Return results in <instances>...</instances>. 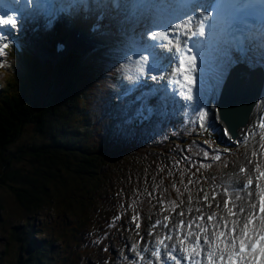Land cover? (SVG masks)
I'll return each mask as SVG.
<instances>
[{
    "label": "trees",
    "instance_id": "16d2710c",
    "mask_svg": "<svg viewBox=\"0 0 264 264\" xmlns=\"http://www.w3.org/2000/svg\"><path fill=\"white\" fill-rule=\"evenodd\" d=\"M127 46L123 40L96 43L58 61H39L19 42L5 50L0 185L23 219L0 236V264L103 263L113 256L106 242L126 216L148 223L216 200L233 188L224 181L232 182L237 166L245 169L248 159L264 153L257 152L264 125L233 145L201 129L196 118L183 124L180 113L118 122L111 96L120 94L111 87L123 75L118 57ZM26 129L35 136L17 143ZM117 199L128 207L119 208ZM1 208L0 199V220Z\"/></svg>",
    "mask_w": 264,
    "mask_h": 264
},
{
    "label": "rangeland",
    "instance_id": "374dc122",
    "mask_svg": "<svg viewBox=\"0 0 264 264\" xmlns=\"http://www.w3.org/2000/svg\"><path fill=\"white\" fill-rule=\"evenodd\" d=\"M143 18L146 19L145 23L147 21H149L148 13H146ZM139 21L137 23H139ZM136 24H133V31L137 29ZM152 27H154V26H152ZM127 28H130V27H127ZM183 28H185V27L181 26V28H179V29H183ZM125 29L126 28H124L123 31H121V29L118 31H113L112 33L109 34L108 37H105L104 39L96 38L95 40H89L88 42H85L84 44L81 43L80 45L77 43H72L69 46H67L65 48L66 50H64L59 55H55V51L57 49V43H56L55 50L53 47H51L50 53L39 52V54L41 56L38 55L39 57L37 56V59L39 61H40V59L44 60V61H48V60L58 61L62 56L72 52L73 50H77L78 52H81V53L85 52L91 46L98 43V41H106V40L110 41L112 39L119 38L120 33L124 32ZM32 32H31V35L33 36ZM70 33H72V31ZM54 35L55 34H53V35L51 34V36H49L50 37L49 42H46L45 44L52 45V42L54 41L53 40ZM32 36L27 34L25 30H18V28H16L10 37L11 38L16 37V38H20L21 40H25V41L29 42L30 46L35 49V46H33V44H31V41H30V37H32ZM74 36H75V34L72 36H67V39L70 40V39L74 38ZM135 37L136 36H134V38ZM134 40L135 39H133V40L130 39V41H132L135 44ZM45 44H42V45H44L47 48V46ZM135 53L139 55L138 59L141 62H143V59L148 60L146 53L142 52L140 49L139 50L136 49ZM127 62H131L133 65H138L137 60L133 59V58L128 59ZM123 66L126 67L127 66L126 63ZM141 67H144V64ZM138 69H141V68H138ZM139 77H141V76H139ZM202 91H203V89H200V88L195 89L194 94H193V95H199L200 96L198 101L201 102V104H202V102L205 101V98H206V96L202 97V95H203ZM189 100L193 103L194 97H191V98L189 97ZM212 100H213V98H211V101ZM118 104H119L118 102H115V104H114L115 108L117 110L119 109ZM209 105H210V103H209ZM109 107H111V106H109ZM111 110H113V109H111ZM255 122H257V120ZM257 124L261 125L258 122H257ZM257 124L255 123L254 126L257 127ZM33 136H35V134H33L29 129H26L25 131H23L22 135L18 138L17 143L23 142L26 139H31V138H33ZM263 145H264V142H263ZM263 148H260V150H257V152H262ZM20 162L23 163L22 160ZM255 165H259L258 170H260L261 172L264 170V153L260 154V155L257 154L255 158L252 157L251 159H248L246 168L243 169L244 172H241L238 170V168L240 169V166L236 167V169H235L236 176L233 178L232 182L227 183L224 181L225 185L228 184L230 186H233V188L228 190L227 192H225L223 196H218V197L215 196V199L216 198L217 199L212 200V201H210V199H208L206 201L204 200L205 202L202 200V203H200V205H199V202L201 200H199L196 203L195 202L191 203L190 205L186 206L185 209H180V210L176 209L172 212L171 218H170L171 220L169 221V223H164L166 226L169 225L171 228H173L179 219H181L182 222L188 221V220L192 221V223H190V224L182 223L186 226V229L190 231L189 235H186V237L184 236V238L187 239L186 245H185L186 248H187L188 243H190L192 241L191 236L193 234H199L200 229L197 225H204L205 224V227L207 229V233L202 232L203 243H202L201 248H200V250H202L205 253H206L205 247L208 246V244H210V243H205V235L206 234L210 235L212 232L216 233V236L213 237L212 241H211V242H213L212 247H209L207 249L208 252L212 253L210 256H214L215 258L213 259L208 254H205V255L203 254L201 261L202 260L206 261V263L211 261L212 264H233V259L231 258L229 260L227 258V255H228V253H230V255L232 256L233 251L235 250L236 246L239 244V240H237L234 245L229 244V239L234 235V233L231 231V229L236 228L237 232H239L242 229V224H240V225L236 224L237 220H239L242 216V214L237 212L238 207H240V206L246 207L248 204H254L255 208L252 209V212L254 213V215H249V218L252 219V221H253V223L249 225V231L253 235H257L264 228V217H262L261 213L259 212V202H260V197H262L261 190L264 187H262V188L256 187L257 184L264 185L263 184L264 177H260V178L258 177L256 170L254 169ZM246 170H247V172H246ZM249 178H252V180H253V184L251 185V189L256 193L255 198L251 201L247 200L246 197L248 195V192L245 190ZM124 196H127V194H125ZM0 199L2 200V208H1L2 217L0 220V236H3L6 232L7 226L10 223H12L14 221H21L23 219V212L20 209H18L17 204H16L15 200L13 199L11 192L8 190V188L6 186L0 185ZM121 201H122V199L116 200V202L120 205L119 208L125 209V207H128V206H125V207L122 206ZM197 209L202 210L204 213L203 218H201L198 221L195 219L197 216L200 215V212L197 211ZM45 212H47V211H45ZM213 212H215L216 215L213 217L212 220H207L206 214H211ZM159 216L160 215H158V216L155 215V217H159ZM217 220H219V226H217V224H216ZM126 222L128 223V226L126 227V231L124 232V234L120 233L118 236L120 239V243L112 246L113 249L115 250V255H114L115 259H118V255L122 252L121 250L123 248H125L126 244L128 247V244L131 241L134 242V236L131 235V231L133 230L132 222L128 216H126L125 223ZM180 227H182V225H180ZM253 230H255V231H253ZM144 231H147V228H144ZM224 232H227L226 237H222L220 235V233H224ZM156 236H158V232H156L155 229L151 228V239H153ZM116 237H117V232L115 231L113 239L110 240L109 242L108 241L106 242L107 244H109V248L111 247V242ZM151 244H152V242H151ZM193 254H195V251L193 252ZM114 257L112 256V259L104 261L103 263H102V261H100V262H97L96 264H109L110 262L113 261ZM221 257H223V258L221 259ZM236 261L239 264H264V253H260L258 255H255V258L253 257V255H246L244 259L241 260L240 258H237Z\"/></svg>",
    "mask_w": 264,
    "mask_h": 264
},
{
    "label": "snow or ice",
    "instance_id": "6c2138e0",
    "mask_svg": "<svg viewBox=\"0 0 264 264\" xmlns=\"http://www.w3.org/2000/svg\"><path fill=\"white\" fill-rule=\"evenodd\" d=\"M31 2L34 4H37L38 0H31ZM223 5H224V0H220V4L217 6V8L215 9V11L213 13H208L207 15L202 17L203 22L196 24L195 19H193V21L185 23V25H184L185 29H187L189 23H191L192 24V36L193 37H195V36L204 37L205 36V26H207V30L210 34V30L214 29L220 20ZM17 19L18 18L16 16L9 15V14L0 15V25H11L13 28H16L18 26L17 25ZM180 27H181L180 24L175 25V29H179ZM168 28H173V25L169 24ZM93 30L95 31L96 28L94 27ZM162 36L164 37V39L168 40V43H172V40H178L179 34L177 33L175 36H172L171 38H169L166 34L157 32L151 36V39L156 40L158 37H162ZM4 39L5 38L3 36H0V41H3ZM184 39L187 40L188 38L185 37ZM160 42H161V44H163L164 40H161ZM8 48H9V44L7 42H4V43H2V45H0V57L5 56V50ZM176 51L180 52V48H177ZM178 65L179 66L177 68H172V66H171L168 71H171L173 74L186 71L185 59L182 55H180L178 57ZM2 66L3 65L0 64V67H2ZM157 75H159V74H157ZM152 79L155 80L156 76H153ZM184 79L188 83L192 82L191 78L187 75L184 76ZM204 118H205V114L201 113L200 119H204ZM253 155H255V153H253ZM205 156L207 158V153L205 154ZM215 159L219 160L220 157L216 156ZM256 167L259 168V165H256ZM241 171H243V169H241ZM261 175L264 176V173H261ZM189 183H193V181L189 180ZM252 184H253V180H252V178H249L248 182H247L246 189H245L248 192V195L246 198L249 201L253 200L255 198V195H256V193L251 189ZM256 187L262 188V187H264V185L257 184ZM205 198H207V193H205ZM253 208H255L254 204H248L246 207L245 206L238 207L237 212L242 214V216L239 220H237L236 224L237 225L242 224V229L239 232L236 231V228L231 229V231L234 233V235L229 239V244L234 245L235 242L237 240H239L238 252H239V258L240 259H244L245 256L247 255L246 247L248 249H251V253H252L254 258H255V254L258 251L261 253H264V235H261V234L253 235L249 231V225L253 223L252 219L249 218V215H254V213L252 212ZM197 211L200 212V215L195 218L198 221L201 218H203L204 213L200 209H197ZM259 212L261 213L262 217H264V197H262L260 199ZM215 215H216L215 212L208 214L207 219L212 220V218ZM116 219L118 220L119 217H117ZM133 219L135 220V217ZM182 223L190 224V223H192V221L188 220V221H183ZM216 224H217V226H219V220L216 221ZM197 226L199 227L201 232L207 233V229H206L205 225H197ZM137 227H139V225H137ZM164 227H167V226L165 225ZM253 231H255V230H253ZM220 235L222 237H226L227 232L220 233ZM215 236H216L215 232H212L210 235L206 234L205 235V243H211L212 238ZM161 243H163V241H161ZM153 255H159L158 250L153 251ZM197 255H199V253H197ZM222 258L223 257H221V259ZM229 259H231V257H229ZM165 264H167V261H165Z\"/></svg>",
    "mask_w": 264,
    "mask_h": 264
},
{
    "label": "water",
    "instance_id": "95a60500",
    "mask_svg": "<svg viewBox=\"0 0 264 264\" xmlns=\"http://www.w3.org/2000/svg\"><path fill=\"white\" fill-rule=\"evenodd\" d=\"M262 83L263 73L259 66L236 65L229 68L218 86L214 108L209 114L217 125L226 129L228 134L223 136L226 141H235L258 116L262 106L254 105Z\"/></svg>",
    "mask_w": 264,
    "mask_h": 264
},
{
    "label": "bare ground",
    "instance_id": "6f19581e",
    "mask_svg": "<svg viewBox=\"0 0 264 264\" xmlns=\"http://www.w3.org/2000/svg\"><path fill=\"white\" fill-rule=\"evenodd\" d=\"M146 12L149 13L151 17H154V13L155 12H159V11L158 10L155 11V8L152 6L148 10L144 11L141 15L145 14ZM72 16H75V14H72ZM116 23H119L121 25H124V27H129V26H131L133 24V21L132 22H129L127 20V18H123V19H120V20H116ZM70 24H71V27H74V26L78 25L79 22H78L77 19H73V20L70 21ZM68 27H70V26L67 25V24L63 25L62 26V29L59 30L57 33H55V35L53 37V40H56L57 41V49L55 51V55L61 54L64 51V49L67 46H69L70 44L76 43V42H79V41H82L81 40L82 37L88 38L89 40H95L96 38L104 39L105 37H108L109 36L108 33L107 34H104V35L101 34V33H95V32L92 31V29H87L86 26L83 25V29H82L83 33L81 35H79L78 37H75L74 36V38H72V39L69 40V39H67V36L74 35L76 29L74 30V32L70 33L72 31V29H69ZM188 31L189 30H185V33L188 32ZM44 32H46V34H47L49 32V29H46ZM32 33L34 34V30H33ZM35 36H36V34H35ZM38 42L41 45L44 44L42 42L41 38L38 39ZM82 44H84V43H82ZM62 45L65 46L64 49H62ZM219 48L221 49V52L217 54V57H216V60H215V66L218 67V68H220L221 71H222V73H220V76H218L219 80L218 81H215V83H216L215 88L219 86L220 79H221V77L223 75V72L228 67V63L226 62L227 57H228V55L226 54L227 53V50L224 49L223 46H221ZM246 62L249 65H253V64L257 63V64H260L261 66H264V55H260V56H257V55H249L246 58ZM210 77H211L210 79H213V75L210 76ZM256 101H257L255 103L256 105H254V106H259L260 105V107H261L264 104V83H263V87H262L261 92H260V94H259V96H258V98H257ZM210 119L212 121H214L212 118H210Z\"/></svg>",
    "mask_w": 264,
    "mask_h": 264
}]
</instances>
